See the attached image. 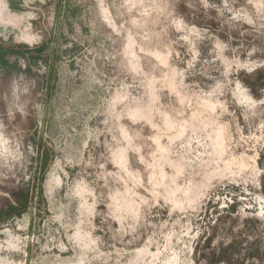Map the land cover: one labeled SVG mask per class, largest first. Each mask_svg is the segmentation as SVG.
<instances>
[{
    "label": "rangeland",
    "instance_id": "1",
    "mask_svg": "<svg viewBox=\"0 0 264 264\" xmlns=\"http://www.w3.org/2000/svg\"><path fill=\"white\" fill-rule=\"evenodd\" d=\"M1 13L0 264H264V0Z\"/></svg>",
    "mask_w": 264,
    "mask_h": 264
},
{
    "label": "trees",
    "instance_id": "2",
    "mask_svg": "<svg viewBox=\"0 0 264 264\" xmlns=\"http://www.w3.org/2000/svg\"><path fill=\"white\" fill-rule=\"evenodd\" d=\"M260 71H255L252 75H260ZM264 88V77L258 80H255L254 83H250V94L254 98H260V91Z\"/></svg>",
    "mask_w": 264,
    "mask_h": 264
},
{
    "label": "flooded vegetation",
    "instance_id": "3",
    "mask_svg": "<svg viewBox=\"0 0 264 264\" xmlns=\"http://www.w3.org/2000/svg\"><path fill=\"white\" fill-rule=\"evenodd\" d=\"M0 18H1V20H3V15H2V13L0 14Z\"/></svg>",
    "mask_w": 264,
    "mask_h": 264
}]
</instances>
